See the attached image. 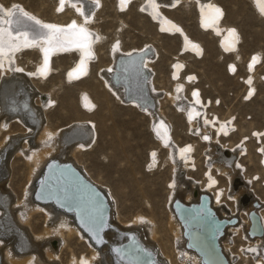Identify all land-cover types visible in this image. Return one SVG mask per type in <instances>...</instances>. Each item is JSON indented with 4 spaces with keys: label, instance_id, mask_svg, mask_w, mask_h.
I'll return each instance as SVG.
<instances>
[{
    "label": "bare ground",
    "instance_id": "obj_1",
    "mask_svg": "<svg viewBox=\"0 0 264 264\" xmlns=\"http://www.w3.org/2000/svg\"><path fill=\"white\" fill-rule=\"evenodd\" d=\"M94 1L95 3L93 6L96 8L100 5V0ZM181 1L182 0H144L142 9L148 13L151 19L157 21L158 28L161 31L168 33L180 32L181 50H188L194 54L200 55L202 51L201 44L191 39L173 18L161 12L160 6L177 5ZM188 1L196 8L199 26L221 35L219 44L222 51H235L240 38L236 28L232 25L222 24L224 10L221 4L217 0ZM85 2H89L92 5V0H63L62 6V0H57L56 8L58 10H62L68 3L74 6L73 16L63 23L64 25L45 23L18 6L11 9L0 7V36H3L4 39L7 40L8 33L12 36H16L17 33L22 34L17 40L12 41L13 44L18 45L17 50L9 51V45L5 44L3 52L0 53V154L8 150V148L10 149L7 155V167L6 171L4 170V177L7 178L13 170V164L12 162L10 163V154H19L23 156L25 161V176L22 180L19 196H15L8 190L6 185H9V183L6 184L5 182L6 185H3V183L0 184V225H2V229L0 228V239L10 238L13 233L19 237V240L16 236L11 237L9 240H0V264H78L79 261L73 251L70 252V258L65 263H62L57 256L58 249L54 247L56 241L53 240L63 237L86 240V243L89 244L91 248L89 247L88 250L81 255L80 260L82 262L86 261L87 264H131L120 258V255L115 253L112 248V245L126 240L129 233L135 235L146 248L154 253L157 264H207L202 260L201 254H199L197 248L202 251L205 258L208 259L209 264H223L222 261H219L220 256L215 252L210 243L212 242V234L216 233L214 237L217 239L219 250L226 259L227 264H237V259L242 257V255L252 256L258 261V264H264V211L258 210L262 205L260 206L259 203H254L257 200L259 201V198L250 190L251 188L249 186H246L250 185L248 184L249 182L247 183L246 180L245 183H242L244 181L241 178L242 170L235 161H233L236 152H229V154L226 155V150L222 152V149L220 150L217 148L219 133L225 135L230 132L232 122L226 124L220 122V120L219 126L216 127L215 124L212 125L209 123V125H207L206 123H202L204 121L200 122L195 119L196 114L200 112L199 105L203 104V101L200 91L196 88L192 93V100L194 102L190 104L185 100L184 93L187 86L186 81L175 82L173 91L168 95L170 96L172 105L176 108H180L184 113L185 121L189 129L193 131L199 127L202 136L205 135L209 139L204 151V153L210 157L209 173L204 186L195 183V180L194 182L187 179V176H185V173L187 175L188 170L194 167L192 152L194 151L195 145L190 143H185L182 147L180 145H174L175 142L171 133L173 124L171 125L170 118L167 117L165 111L160 110V108L154 109L156 102H158L159 94L156 95L154 92L155 85L152 80H149L151 82L147 83V94L150 97L151 104L142 107L134 100V103H136L139 108L147 111L148 123L152 129L153 135L158 140V144L164 147L167 146L165 156L166 162L169 165L168 183H170L171 187L166 196L167 223L165 225L168 240L163 249H161L159 244L161 236L160 232L157 231L155 213L152 211V213L147 215L144 211L138 210L133 214L121 217L116 193L112 187L101 177L93 174L91 170L85 166L83 149L89 148L94 144V123L89 125L77 124L76 126L61 131L48 126L45 128L43 127V134L40 133L42 135L41 137L32 142L29 141V144L24 143L25 145L21 148L20 141H18L16 136L12 138L8 136L9 133L5 131V128L8 127L12 119H19L33 130L40 127V117L45 116L46 108L53 104V100L47 94L48 96L45 100L39 99L35 104L31 102L35 101L32 99L40 96L39 92H36L37 89L32 86V77L39 76L45 78L52 70V61L55 54L67 51H74L77 54V60L65 72L64 77L66 80L76 81L88 73L90 61L95 57L93 46L96 42L100 41L101 34L99 31L92 30L88 25L91 18L90 15L88 16L86 14V9L84 10L83 8ZM129 2L130 0H123V2L122 0H116L117 7L120 10L125 9ZM251 3L259 17L264 18V11L261 10L264 8V0H251ZM217 7L222 10V16L217 17L215 12V8ZM25 13H27V15H25ZM91 16L93 17V15ZM28 17H34L35 19H29ZM35 20H39L41 23L36 24ZM86 20L87 23H85ZM73 21L76 22L78 27L82 26L86 29V37L77 30H73L69 27ZM45 24L56 25L60 29H63V31L56 32L55 29L42 27V25ZM177 29H179V31H177ZM230 29H235L238 39L229 35ZM25 44L29 46L26 47ZM34 46L37 47L39 52V62L35 71L32 72V74L16 71V69H22L16 60L17 52ZM145 50L141 51L144 52ZM138 52H134L133 54H142V52ZM146 52L147 55L139 59L140 67L151 76L149 70H145L143 66L149 65L147 60H151L149 56H152L154 51L151 48H147ZM45 55L48 57V66L46 70L44 69ZM123 56H130V53L129 55L124 54L119 40L116 39L109 47V65L107 68L111 69L112 72L119 69L120 73L118 71L111 73L109 70H105L100 72V75L102 76L101 78L104 79V84L113 93L114 97L117 100L125 102L124 87L114 82L118 83L120 81V78L118 79V77L122 75L120 68L125 67V69H127L124 70L127 77L131 78L136 75V70L134 68L137 59L129 57L128 60L123 62ZM156 56L157 53H155V57ZM240 57V55L235 54L237 60L240 59ZM259 60L260 55L256 54L249 59L246 65L249 84V88L245 93L247 97H251L255 91L256 75L253 74V71ZM82 61L83 72L81 73L79 69H81ZM183 67V61L177 60L173 62L170 70V78L179 77ZM234 68V63L229 64L227 67V69L231 71H235ZM70 73L72 75H69ZM19 90H23V94L20 93ZM79 99L81 105L84 107L92 105V99L86 91L80 94ZM28 103H30V105L33 104V108H31L34 112ZM26 111L31 112V114L33 113L32 116H29ZM207 120L210 121L209 119ZM214 128H217L216 136L215 138H211L210 134ZM253 132L255 139L261 142V165L263 166L264 128ZM201 140H203V137ZM185 149L188 150L185 151ZM236 154L239 155L240 151L238 150ZM156 161V153L150 152L148 160L149 166L155 165ZM3 162V158L0 157V165L2 166L1 172H3V168H5ZM53 162L71 163V165L87 180L100 189L105 196L106 203H108L109 206L108 223L111 226H107L101 231V242L98 237V221H96L94 227L85 228V224L76 219L73 211H67L57 205L55 201L38 200L36 188L47 170L46 168ZM212 167L216 168L217 172L225 176V184L223 186L215 187L218 180L212 173ZM50 170H52L51 166L48 168L46 176L50 175ZM62 173L64 179L66 177V179L70 180L71 178L69 177L74 175V170L63 166ZM250 194L254 195L255 201ZM89 196L90 198L88 201H92L90 207H93L94 203L97 205L96 217L98 218L100 213H102L103 201L101 203L93 193ZM202 197L206 198L207 207L210 209L212 215L216 216L218 219H225L227 222L230 219L233 221L225 224L218 230V228H220L218 223H216L210 215L199 216L196 209L204 215L203 207L200 204ZM225 199L231 200V211L222 205L224 201H226ZM180 206H186L192 210L184 209L182 212L185 215H190V217L187 216L186 219H192L197 224L195 227H188L184 220L181 219L179 213ZM36 211H42L44 218V226L37 234L31 226V217ZM254 215H257V217L254 218ZM257 219L261 227L260 233L257 229ZM236 222L235 234L238 235L240 239L245 240L247 248L250 249L248 253L242 250L238 253H234L232 249L233 245L231 244L233 241L231 240L235 234L231 232V229L225 231L229 224H235ZM224 232H226L225 236L223 235ZM188 240H190V243ZM26 248H28V254L30 253V255L24 256L20 251L23 252ZM130 248L135 249V246L131 245ZM179 260L181 263H179Z\"/></svg>",
    "mask_w": 264,
    "mask_h": 264
},
{
    "label": "rangeland",
    "instance_id": "obj_2",
    "mask_svg": "<svg viewBox=\"0 0 264 264\" xmlns=\"http://www.w3.org/2000/svg\"><path fill=\"white\" fill-rule=\"evenodd\" d=\"M217 1L224 10L222 24L232 25L239 35L240 40L235 51H222L219 44L221 35L199 26L196 8L188 0H182L177 5L160 6L162 14L173 18L191 39L201 44L200 55L180 49V32L161 31L157 21L151 19L142 9L144 0H130L123 10L118 9L116 0H100V5L96 8L93 6L94 0H92V5L85 2L86 5L84 4L83 8L89 11L86 14L91 18L88 25L92 30L99 31L101 34L100 41L93 46L95 57L90 61L88 73L76 81L66 80L65 72L75 63L77 54L74 51L55 54L51 72L45 78L32 77V86L37 89L36 92H39L40 96L32 99L35 101L31 102L35 104L39 99L45 100L48 95L53 100V104L46 108L45 116L40 117V127L33 130L19 119H12L5 128L10 138L13 136L18 138L21 148L29 144V141L32 142L41 137L46 126L61 131L77 124L94 123V144L83 149L85 166L112 187L116 193L121 217L138 210L144 211L147 215L152 211L155 213L157 231L161 236L159 241L161 249L168 240L165 225L167 223L166 196L171 185L168 183L169 165L165 156L167 146L158 144L149 126L147 111L139 108L134 100H125V102L117 100L104 84L100 72L105 70L115 72L107 66L109 65V47L116 39L119 40L121 49L126 55L151 48L154 54L149 56L151 60H147L149 65H144L143 68L145 67L144 69L151 73L146 83L152 80L155 85L154 92L156 95L159 94L154 109L160 108L170 118L171 125L173 124L171 133L175 146L182 147L185 143L195 145L192 152L194 167L188 170L187 175L185 173L187 179L195 180V183L204 186L209 173L210 161V157L204 151L209 139L205 138V135L202 136L199 127L193 131L190 130L182 110L170 102L168 94L173 91V86L177 81H186L184 97L190 104L194 102L192 93L196 89L200 91L203 104L199 105L200 112L196 114L195 119L200 122L204 121L202 123L207 125L215 124L216 127L220 122L226 124L232 122V126L229 125L230 132L225 135L219 133L217 148L222 149V152L226 150V155L229 152L240 151L239 155L234 152L233 161L242 170L241 178L244 180L242 183L247 180L246 182L250 185L246 186H249L261 201H255L254 195L250 194L253 196L254 203L262 205L258 210L264 211V165H261V142L255 139L253 132L264 128V18L259 17L251 0ZM56 4L57 0H0L2 7L11 9L18 6L45 23L64 25L63 23L73 16L74 6L68 3L62 10H58ZM155 53H157L156 57ZM235 54L240 55V59L237 60ZM256 54L260 55V60L253 71L256 75L255 91L251 97H247L245 93L249 84L246 65L249 59ZM16 60L23 72L32 74L39 62L37 47L19 50ZM177 60L183 61L184 67L179 77L171 79L170 70L173 62ZM233 63L235 71L228 70V65ZM83 91H86L92 99V105L89 107H84L80 103L79 98ZM19 92L23 94V90ZM28 105L33 108V104L28 103ZM32 111L34 112L33 109ZM26 112L29 116L33 114ZM216 129L214 128L211 132V138H215ZM9 150L8 148L6 152L3 151L0 154L4 160L5 171ZM150 152H155L157 155V161L152 166L148 164ZM10 156V163L13 164L12 173L10 172L7 178L1 177L0 184L9 183L6 185L8 190L15 196H19L25 176V161L19 154H10ZM212 173L218 180L215 187L223 186L225 176L217 172L214 167H212ZM222 205L232 210L231 200L224 201ZM237 222L229 224L225 231L231 229V232L235 234ZM31 226L36 234L41 231L44 226L42 211L32 214ZM14 236L18 237L13 233L10 238L0 240H9ZM17 239L19 240V237ZM53 241H56L54 247L58 249L57 256L62 263L70 258V252L73 251L79 261L78 264H82L81 255L89 247L91 248L86 240L82 239L63 237ZM231 241H233L231 244L234 253L241 250L246 253L250 252L245 240L240 239L238 235L235 234ZM20 252L24 256L30 255L28 248ZM180 260L179 263H181ZM236 263L258 264V261L252 256L242 255Z\"/></svg>",
    "mask_w": 264,
    "mask_h": 264
},
{
    "label": "water",
    "instance_id": "obj_3",
    "mask_svg": "<svg viewBox=\"0 0 264 264\" xmlns=\"http://www.w3.org/2000/svg\"><path fill=\"white\" fill-rule=\"evenodd\" d=\"M147 50L142 52V54H132L130 56H123L125 60H128V58H135L137 59V63L135 65L136 75L133 77H127L125 75L124 70H127L124 68H120L122 75L118 77L120 78V81L118 83L114 82L115 84H118L122 87H124L125 92V100H135L137 103H139L141 106H147L150 105V97L147 94V83L146 79L149 76V74L146 71H143L140 67V61L139 59L142 56L147 55ZM122 62V63H123ZM124 64V63H123ZM120 73L119 69L116 70ZM115 71V72H116ZM1 164V163H0ZM52 167V170H50V175L46 176V173L48 171L49 167ZM66 166L74 170V175L70 180L66 181L62 176V167ZM43 174L41 181L39 185L36 188V192L38 195V200H45V201H55L57 205L60 207L66 209L67 211H73L75 213V217L78 221L85 224V228L94 227L96 221L99 222V232L98 237L99 241L102 240L101 231L107 227L111 226L109 225V206L108 203H106V198L101 192L100 189H98L93 183H91L89 180H87L75 167L71 165V163H56L53 162L51 165H49ZM2 166L0 165V177H4V168L3 172ZM85 190V191H83ZM95 194L97 196V199L103 201L102 204V213H100V216L97 218V205L94 203L93 207L91 206L92 201H88L90 198V194ZM108 202V201H107ZM206 198H201L202 207L204 210V214L210 215V217L213 218L216 223H218L219 229H221L225 224L232 222L233 220L230 219L228 222L225 219H218L216 216L212 215L210 209L207 207L206 204ZM179 205V204H177ZM189 209L190 208L186 206H180L179 213L181 215V219L184 220L185 224L188 227L196 226L197 224L191 219H186L187 216L190 217V215H185L182 210ZM199 216H203L198 209H196ZM257 215H254V218H256ZM2 225H0V228ZM257 229L258 232H261V227L258 224L257 219ZM6 231V229H5ZM191 231V230H190ZM217 234V233H216ZM216 234H212V242L211 245L215 252L220 256V260L223 264H227L226 259L222 255L221 251L219 250V246L217 244V239L214 237ZM215 238V239H214ZM190 243V240H188ZM135 246V249H131L130 246ZM112 248L115 253L120 255V258L126 260L127 262L131 264H157L156 256L154 253L146 248L135 235L132 233L128 234V237L126 240L112 245ZM199 251V254H201L202 260L205 261L207 264H209L208 259L205 258L202 251L197 248ZM141 257V258H140ZM139 258V259H138Z\"/></svg>",
    "mask_w": 264,
    "mask_h": 264
},
{
    "label": "snow or ice",
    "instance_id": "obj_4",
    "mask_svg": "<svg viewBox=\"0 0 264 264\" xmlns=\"http://www.w3.org/2000/svg\"><path fill=\"white\" fill-rule=\"evenodd\" d=\"M123 2V0H122ZM62 6H63V0H62ZM2 7V6H0ZM262 11H264V8L261 9ZM215 12L217 14V17L222 16V10L220 8H215ZM6 14H10V13H6ZM25 15H27V13H25ZM29 19H35L34 17H28ZM36 24H40L41 22L39 20H35ZM85 23H87V20L85 21ZM42 27L44 28H48V29H55L56 32H61L63 31V29H60L58 26L56 25H51V24H45L42 25ZM69 27L73 30H77L80 34H83L85 37L87 36V31L84 27L80 26L78 27L76 22L73 21L71 25H69ZM177 31H179V29H177ZM21 33H17L16 36H12L10 33L7 34V40L4 39L3 36H0V53L3 52L5 44L9 45V51H14L18 49V45L13 44L12 41H15L19 38V36H21ZM229 35L232 36L233 38H237L236 37V32L235 29H230L229 30ZM238 39V38H237ZM25 46H29L27 44H25ZM83 46V45H81ZM47 51V50H46ZM255 60V58H254ZM48 66V57L47 55H45V63H44V69L46 70ZM16 71H23V69H16ZM79 71L82 73L83 72V61L81 62V69H79ZM69 75H72L71 73ZM207 138V137H205ZM188 149H185V151H187ZM82 264H87L86 261L82 262Z\"/></svg>",
    "mask_w": 264,
    "mask_h": 264
}]
</instances>
